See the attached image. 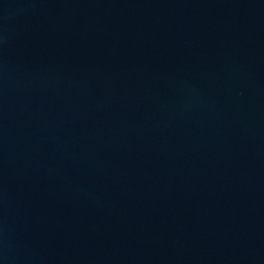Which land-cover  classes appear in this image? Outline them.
Here are the masks:
<instances>
[{
  "label": "water",
  "instance_id": "1",
  "mask_svg": "<svg viewBox=\"0 0 264 264\" xmlns=\"http://www.w3.org/2000/svg\"><path fill=\"white\" fill-rule=\"evenodd\" d=\"M0 264H264V0H0Z\"/></svg>",
  "mask_w": 264,
  "mask_h": 264
}]
</instances>
